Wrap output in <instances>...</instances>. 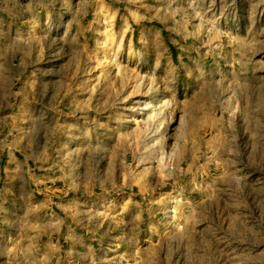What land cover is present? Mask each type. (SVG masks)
I'll use <instances>...</instances> for the list:
<instances>
[{"label": "rangeland", "instance_id": "rangeland-1", "mask_svg": "<svg viewBox=\"0 0 264 264\" xmlns=\"http://www.w3.org/2000/svg\"><path fill=\"white\" fill-rule=\"evenodd\" d=\"M0 264H264V0H0Z\"/></svg>", "mask_w": 264, "mask_h": 264}]
</instances>
